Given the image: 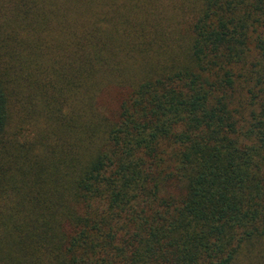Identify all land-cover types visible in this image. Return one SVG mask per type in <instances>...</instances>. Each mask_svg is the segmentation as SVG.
Wrapping results in <instances>:
<instances>
[{
	"label": "trees",
	"instance_id": "obj_1",
	"mask_svg": "<svg viewBox=\"0 0 264 264\" xmlns=\"http://www.w3.org/2000/svg\"><path fill=\"white\" fill-rule=\"evenodd\" d=\"M0 264H264V0H0Z\"/></svg>",
	"mask_w": 264,
	"mask_h": 264
}]
</instances>
